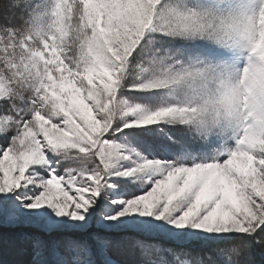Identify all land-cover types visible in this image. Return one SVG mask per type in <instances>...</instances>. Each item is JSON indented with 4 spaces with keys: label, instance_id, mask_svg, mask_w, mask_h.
I'll return each instance as SVG.
<instances>
[{
    "label": "snow or ice",
    "instance_id": "snow-or-ice-1",
    "mask_svg": "<svg viewBox=\"0 0 264 264\" xmlns=\"http://www.w3.org/2000/svg\"><path fill=\"white\" fill-rule=\"evenodd\" d=\"M0 264H264V0H0Z\"/></svg>",
    "mask_w": 264,
    "mask_h": 264
}]
</instances>
